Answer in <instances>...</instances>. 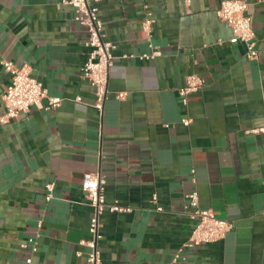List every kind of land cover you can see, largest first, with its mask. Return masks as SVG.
Returning a JSON list of instances; mask_svg holds the SVG:
<instances>
[{
    "label": "crops",
    "instance_id": "obj_1",
    "mask_svg": "<svg viewBox=\"0 0 264 264\" xmlns=\"http://www.w3.org/2000/svg\"><path fill=\"white\" fill-rule=\"evenodd\" d=\"M221 1L99 0L116 46L101 111L83 76L91 48L74 8L0 0V118L11 80L3 61L29 65L48 96L61 99L52 110L0 119V264H26L30 251L20 244L32 235V264H86L88 172L105 179L107 205L133 208L102 213L101 264H264V134L246 132L264 126V2L245 0L260 52L251 60L217 17ZM148 18L162 51L152 60L139 57L149 51ZM191 73L206 83L184 105L179 90ZM194 190L203 208L234 227L187 248L194 220L186 195ZM180 248L186 259L175 261Z\"/></svg>",
    "mask_w": 264,
    "mask_h": 264
},
{
    "label": "built area",
    "instance_id": "obj_2",
    "mask_svg": "<svg viewBox=\"0 0 264 264\" xmlns=\"http://www.w3.org/2000/svg\"><path fill=\"white\" fill-rule=\"evenodd\" d=\"M190 3L191 0H185ZM264 2V0H259ZM99 0H62V4L70 5L74 8V19L88 32V42L91 50L83 66V76L89 80L95 96L96 107L103 110L108 95V85L110 71L113 66V50L115 44L106 39L104 23L100 16L98 6ZM217 17L226 22L232 29L233 36L231 42H243L247 47L246 55L251 60L259 58L257 49L256 34L252 27V18L248 13V3L245 0H222L216 10ZM152 19L148 18L143 22V29L149 38V51L139 55L142 59L152 60L161 55L162 51L159 46L152 41L151 32ZM221 43V40H219ZM131 58L137 57L135 54L125 55ZM3 66L11 74L10 84L7 86L2 95V101L5 113L0 118L1 122L7 123L18 118L24 113H28L32 107L42 110H52L60 105L61 99L58 97L48 96V90L32 72L29 65L16 66L11 61H3ZM206 80L198 73H191L185 77V84L180 88L179 94L184 105L188 104V98L191 94L197 93L203 89ZM124 93H119L118 97L122 98ZM47 98L48 102L43 103ZM184 124L189 125L190 120L184 119ZM247 133H263L264 126L252 128ZM194 172V170H193ZM105 179L98 172H88L85 174L82 182L89 204L93 208V216L90 219L89 232L90 236L81 240L80 244L88 248L86 264H101V254L99 251V239L101 237V215L106 208L112 212H131L133 208L123 206L118 203L107 205L104 193ZM46 200L50 201L54 197L55 183L48 182L45 185ZM189 214L194 220L192 233L185 243V247L194 248L207 242H215L226 236L232 230L234 223L228 219L220 218L212 209L203 208L200 205L199 194L194 190L186 195ZM157 195L154 194L153 201L157 202ZM157 209L162 211L163 208L158 206ZM41 221L38 222V227ZM38 235L29 236V238L20 244L22 249H29V256L26 257V264H32V254L38 250ZM180 248L174 257V260H185Z\"/></svg>",
    "mask_w": 264,
    "mask_h": 264
}]
</instances>
